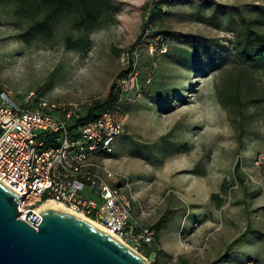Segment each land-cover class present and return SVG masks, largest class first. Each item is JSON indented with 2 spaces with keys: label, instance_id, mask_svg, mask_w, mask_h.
<instances>
[{
  "label": "rangeland",
  "instance_id": "374dc122",
  "mask_svg": "<svg viewBox=\"0 0 264 264\" xmlns=\"http://www.w3.org/2000/svg\"><path fill=\"white\" fill-rule=\"evenodd\" d=\"M52 11L0 4V89L83 118L132 67L108 158L155 221L162 264H264V60L236 52L245 27L264 35V0H72L49 33L31 30Z\"/></svg>",
  "mask_w": 264,
  "mask_h": 264
},
{
  "label": "built area",
  "instance_id": "2783aa9c",
  "mask_svg": "<svg viewBox=\"0 0 264 264\" xmlns=\"http://www.w3.org/2000/svg\"><path fill=\"white\" fill-rule=\"evenodd\" d=\"M135 79L132 69L115 80L116 90L128 92ZM118 114L112 107L75 126L81 117L74 105L51 104L33 93L19 100L0 89V182L19 196L22 220L53 200L148 260L145 249L161 252L162 245L155 230L133 214L128 180L106 163L125 133Z\"/></svg>",
  "mask_w": 264,
  "mask_h": 264
},
{
  "label": "water",
  "instance_id": "95a60500",
  "mask_svg": "<svg viewBox=\"0 0 264 264\" xmlns=\"http://www.w3.org/2000/svg\"><path fill=\"white\" fill-rule=\"evenodd\" d=\"M0 182V264H149L127 245L68 212L29 211ZM31 219L33 225L28 220Z\"/></svg>",
  "mask_w": 264,
  "mask_h": 264
},
{
  "label": "trees",
  "instance_id": "16d2710c",
  "mask_svg": "<svg viewBox=\"0 0 264 264\" xmlns=\"http://www.w3.org/2000/svg\"><path fill=\"white\" fill-rule=\"evenodd\" d=\"M4 0H0V4ZM72 0H14V2L22 9L29 6L31 2H40L46 6H50L53 8V11L47 15H45L44 19L41 22L36 23L31 30H38L42 32L49 33L52 29V26L55 20L58 18L60 14L66 9L69 8L70 3ZM108 0H83L84 3H92V2H106ZM97 19V15L93 10L86 11V16L83 17V22H92ZM252 24V23H251ZM139 42V41H137ZM136 42V44H137ZM77 45L72 42V38H68V47L69 48H76ZM237 55L242 61L249 66H253L257 63L262 62L264 60V35H259L250 27H245L241 33V39H239L237 43ZM133 68L131 67L128 71H125L119 77L124 76L125 74L129 73ZM117 77V78H119ZM114 89L112 88L110 94L108 96L107 101L102 104H98L95 108H93L85 117L81 118L77 121L76 125L83 124L94 117H96L99 113L109 109L113 103L116 102L117 96L115 94L116 86L113 85ZM117 91V90H116ZM118 92V91H117ZM99 111L98 114L94 116V112ZM110 157L107 156V158ZM235 173L239 174V165L235 167ZM248 233L243 234L241 237L233 241L231 247L238 245L243 239L247 237ZM150 256V255H149ZM221 260H217L212 264H219Z\"/></svg>",
  "mask_w": 264,
  "mask_h": 264
},
{
  "label": "crops",
  "instance_id": "0c3cea01",
  "mask_svg": "<svg viewBox=\"0 0 264 264\" xmlns=\"http://www.w3.org/2000/svg\"><path fill=\"white\" fill-rule=\"evenodd\" d=\"M107 161L109 162V166L111 167H114L115 166V163H114V160L111 159V158H107ZM111 167V168H112ZM113 169V168H112ZM114 171H116L115 169H113ZM117 173H119L118 171H116ZM121 174V173H119ZM123 176V175H122ZM123 183V181H122ZM134 195V194H133ZM132 211H133V214L147 227H151L153 226V223H155V221H153L152 218H148L145 214V212H143L140 207H139V204L137 203V199L136 197L134 196V202H133V207H132ZM163 240H161L162 242ZM165 241H163V244L165 245ZM163 252H166V251H161L160 255H159V258L157 257L156 254H153V255H150L151 257V262L152 264H162L163 260H162V254H164Z\"/></svg>",
  "mask_w": 264,
  "mask_h": 264
},
{
  "label": "bare ground",
  "instance_id": "6f19581e",
  "mask_svg": "<svg viewBox=\"0 0 264 264\" xmlns=\"http://www.w3.org/2000/svg\"><path fill=\"white\" fill-rule=\"evenodd\" d=\"M46 210H59V211H64V212H68V213H72L70 210H68L64 205H62L61 203H58L56 201L50 200L48 202H45L39 206H37L34 209V214L40 216L42 214L43 211ZM86 221H88L89 223H91L92 225H94L95 227H97L98 229L108 233L109 235H111L112 237L116 238L115 236H113L112 234H110L105 228H103L101 225L95 223L94 221L88 219L87 217L81 215V214H76V213H72ZM117 239V238H116Z\"/></svg>",
  "mask_w": 264,
  "mask_h": 264
}]
</instances>
